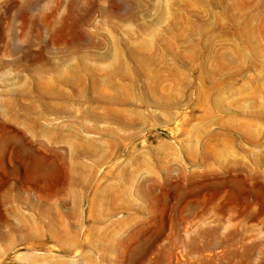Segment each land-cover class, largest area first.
<instances>
[{"label":"rangeland","instance_id":"rangeland-1","mask_svg":"<svg viewBox=\"0 0 264 264\" xmlns=\"http://www.w3.org/2000/svg\"><path fill=\"white\" fill-rule=\"evenodd\" d=\"M0 264H264V0H0Z\"/></svg>","mask_w":264,"mask_h":264},{"label":"bare ground","instance_id":"bare-ground-1","mask_svg":"<svg viewBox=\"0 0 264 264\" xmlns=\"http://www.w3.org/2000/svg\"><path fill=\"white\" fill-rule=\"evenodd\" d=\"M78 68V67H77ZM79 72H80V70H78V69H75V70H70V72L67 74V79H66V77H64V80L65 81H69V80H71L72 78H74V77H76L77 75H79ZM81 95H82V92H81ZM14 138H16L15 136H14ZM21 142V141H20ZM154 242V241H153ZM194 247V246H193Z\"/></svg>","mask_w":264,"mask_h":264}]
</instances>
